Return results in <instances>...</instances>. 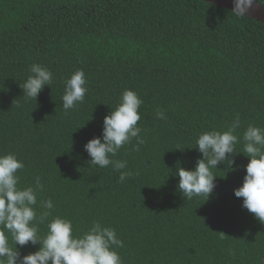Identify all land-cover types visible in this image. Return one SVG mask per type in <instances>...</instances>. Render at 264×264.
<instances>
[{"label": "trees", "instance_id": "16d2710c", "mask_svg": "<svg viewBox=\"0 0 264 264\" xmlns=\"http://www.w3.org/2000/svg\"><path fill=\"white\" fill-rule=\"evenodd\" d=\"M34 63L53 74L36 100L20 87ZM77 70L87 92L65 112L64 82ZM126 89L143 101L144 143L134 150V138L113 157L133 173L119 183L111 165H90L84 145L102 135ZM237 116L234 162L211 169L206 202L184 199L177 168L194 169L199 135L226 131ZM249 125L264 128L263 23L203 0H0V155L23 161L19 187L40 177L38 214L41 200L53 201L41 238L60 216L77 236L94 221L114 228L122 264H264V223L234 195Z\"/></svg>", "mask_w": 264, "mask_h": 264}, {"label": "clouds", "instance_id": "9594fccd", "mask_svg": "<svg viewBox=\"0 0 264 264\" xmlns=\"http://www.w3.org/2000/svg\"><path fill=\"white\" fill-rule=\"evenodd\" d=\"M254 0H233L235 15H246ZM30 75L20 84L24 96L37 99L45 86L53 82L52 72L38 63L29 69ZM65 92L62 107L65 112L83 103L87 92V80L83 70L75 71L64 82ZM143 104L138 94L130 89L123 91L120 102L103 119V131L99 137L90 139L84 150L90 159V165L106 168L110 165L119 172V183L125 182L133 173L127 169V161L114 160L119 150L135 138L134 150L144 143L138 127L141 119L139 112ZM158 119H166L163 111H157ZM241 125L239 116L235 117L226 131H206L199 135L196 147L202 154L194 169L177 168L179 177L178 190L184 199L203 195L205 202L216 187V175L211 169L230 161V154L236 153L239 137L234 134ZM243 154L249 162L245 165L246 175L240 187L234 189V195L242 198V207L254 218L264 223V128L249 125L243 133ZM25 167L14 153L0 155V264H122L116 248H122L123 242L118 239L116 230L105 227L99 221L82 235L73 234L72 221L60 216L54 217L47 224V233L41 238L38 235V223H44L52 215L54 208L51 199L41 200L42 211L37 213V196L44 185L40 177L35 178L34 186L19 187V170ZM218 170V169H217ZM224 234V233H222ZM11 237L15 248L10 246ZM31 243L39 244V250L21 256L17 245L23 247Z\"/></svg>", "mask_w": 264, "mask_h": 264}, {"label": "water", "instance_id": "95a60500", "mask_svg": "<svg viewBox=\"0 0 264 264\" xmlns=\"http://www.w3.org/2000/svg\"><path fill=\"white\" fill-rule=\"evenodd\" d=\"M203 1L231 11L233 9V0H203ZM244 16L264 24V5L254 1L252 7L248 10L246 15Z\"/></svg>", "mask_w": 264, "mask_h": 264}]
</instances>
